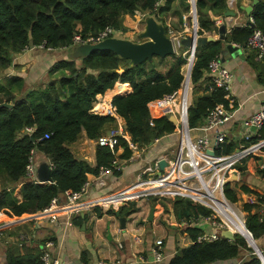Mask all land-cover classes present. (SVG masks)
I'll return each instance as SVG.
<instances>
[{
    "label": "trees",
    "instance_id": "1",
    "mask_svg": "<svg viewBox=\"0 0 264 264\" xmlns=\"http://www.w3.org/2000/svg\"><path fill=\"white\" fill-rule=\"evenodd\" d=\"M158 1L160 0H0V75L12 65L15 55L22 53L27 46L43 44L45 49L68 48L73 45L72 39L76 34L83 38L96 36L106 26L126 29L125 16H136V10L149 12L163 23L165 30L166 18L174 15L181 27L182 16L189 11L188 1L162 0L155 8ZM226 9V0H196L198 34L217 32L216 18L221 17ZM250 17L254 28L250 22L234 25L223 40L206 41L196 47L191 83L193 90L203 93L193 98L188 107L190 128L201 126L208 111L216 104H227L224 89L214 86L207 78L208 64L215 56L220 55L225 43L246 48L253 29L264 33V0H259L253 6ZM185 50L182 47L179 55L153 57L152 60L136 66H129L128 60L110 50L93 51L78 64L60 60L50 69V73L60 72L56 81L51 79L43 87L27 90L23 96L15 93L14 82L21 81L20 78L14 77L7 84L0 83V103L14 104L12 108L0 107V179L3 183L0 190V220H20L47 208L53 198H61L67 190L78 191L88 174H97L100 167L111 163L114 154L108 147L96 146L95 163L91 165L86 160L75 157L69 145L76 142L82 132L88 139L97 140L107 126L115 125L114 117L98 115L91 110L96 96L105 95L117 82L129 86L130 92L127 95L114 96L111 105L123 118L124 129L134 144L144 147L153 139L172 133L175 126L168 118L150 119L147 103L180 87L183 67L186 64L183 54ZM147 62L151 65L150 69L144 66ZM162 65L166 66L165 70L160 69ZM18 87L22 91L23 87ZM126 89L118 87L117 91L122 93ZM110 94L111 92L105 96ZM94 110L97 111V108ZM27 128H33V131L29 134ZM45 133L48 138L39 141ZM263 138L264 124L258 130L257 136L249 141ZM120 146L123 152L119 157H129L132 151L122 138H119L115 148ZM32 148L37 149L38 153L51 162V180L45 184L24 183L23 199L20 201L14 196L13 187L25 176L27 159ZM234 149V145L223 142L215 152L228 154ZM256 159L259 160L260 157ZM261 160L264 163V155ZM256 170L260 178L264 179V166H258ZM116 175L120 173L117 172ZM239 189L245 193L251 192L244 185ZM224 192L231 202H237L236 184L227 182ZM171 205L174 214L180 218L206 216L210 212L188 199H174ZM257 207V203L249 202L242 206L245 226L255 240L264 236V213L257 211ZM93 210L96 217L102 216L100 207ZM137 210L136 202H132L128 206L119 207L117 211L109 209L104 213H119L121 216ZM72 220L73 224L81 226L87 220V215L78 214ZM183 232L188 234L192 243L177 249L166 264H214L229 260L237 264H261L253 249L239 234H235L233 240L221 237L215 241L197 242L195 239L200 234L198 228L189 227ZM44 242V239L40 241L41 244ZM262 253L264 256L263 250ZM40 256V251L23 256L8 252L7 262L43 264ZM81 260L87 263L84 252Z\"/></svg>",
    "mask_w": 264,
    "mask_h": 264
},
{
    "label": "built area",
    "instance_id": "2",
    "mask_svg": "<svg viewBox=\"0 0 264 264\" xmlns=\"http://www.w3.org/2000/svg\"><path fill=\"white\" fill-rule=\"evenodd\" d=\"M189 3V11L182 16L184 20L182 32L175 33L170 25H166V34L172 39L174 47H181V39L188 36L194 31L193 40L198 36L199 26L197 21L196 0H187ZM162 0L155 3V8L161 4ZM231 3V1H229ZM135 13L140 17H145L149 12H141L136 10ZM192 18V28L188 29L186 18ZM250 22L252 19L250 18ZM218 22H216V25ZM118 29H113L111 26H106L96 36L81 37L79 34L73 36V45L75 44H94L116 34ZM236 45V44H234ZM238 46V45H236ZM44 48V45H31L27 48ZM246 48L254 52V58L257 61L264 62V33L258 29H253L252 35L248 38ZM46 50H52L47 48ZM196 47L187 49L189 57L186 59V65L183 67V80L180 87L170 94L163 95L160 98L153 99L147 103V109L150 119H157L170 116L176 119L174 130L170 134L155 138L153 141L144 146L139 147L134 144L124 129V120L115 110V107L108 102V111L101 114L94 110L97 105L103 102V98H97L93 104L91 112L98 115H110L115 118L116 123L110 127L108 131H104L102 135L93 140L96 146L108 147L114 154L111 163L106 167H100L97 174H88L86 181L78 191L67 190L61 198H53L49 206L45 209L30 214L20 220L4 218L0 220V239L7 228L19 223L20 221L45 218L50 221L57 220L60 216L64 218L66 227L73 225V217L100 207L103 212L112 209L117 211L121 206H128L132 202H140L150 198H163L165 200L188 199L193 204L204 207L210 212L206 216H190L181 218L178 222V227L181 230L186 228H198L200 234L195 241H215L221 238V231L230 230L234 235L239 234L247 238L238 231L237 227L242 226L250 236L251 232L245 226V213L242 208L237 206V202H231L225 195L224 187L230 173L234 170L239 172L240 166L244 160H252L258 156L264 147V138L250 142L249 139L257 136L258 130L264 124V106L256 112L252 113L242 121L243 127L247 130L244 134V142L235 150L228 154H217L216 148L225 142V132L223 126L226 125L232 118L233 99L229 96V87L232 82V73L222 63L219 56H215L208 64L207 78L209 82L218 88L225 91L224 98L227 104L219 103L211 108L205 116L204 123L201 126L190 128L188 126V107L190 106V95L193 88L191 83V68L190 63L195 59ZM187 80V81H186ZM33 128H27V133H31ZM211 133V137L208 135ZM176 136L178 147L174 156L170 154H160L155 159L150 160L145 153L151 146L159 143L164 138ZM48 138L45 133L38 140ZM119 138L126 141L128 148L132 151L127 158H120L123 148L118 144ZM213 151V153H210ZM48 160V159H47ZM164 161L165 165L161 167L160 162ZM140 162L141 165L137 169L134 179L127 185L111 191H105L108 187L109 178L117 177V172L120 174L124 168L132 163ZM51 169V162L47 161ZM37 149L32 148L29 152L25 176L22 183L26 182L45 184L47 182L40 181L37 178ZM259 168H263L264 163H260ZM260 199V197H259ZM249 203H256L253 200H248ZM206 224L208 229L202 227ZM19 239L26 240L27 234H21ZM136 241L139 237L134 238ZM192 243V240L191 242ZM54 245L52 240H47L43 243L40 259L43 264H60V259L56 256L51 258L49 249ZM252 246V245H251ZM121 248L122 244L119 243ZM261 250V249H260ZM254 251V250H253ZM152 260L155 263H160L164 260L162 240H156L150 247ZM262 252V250H261ZM255 253V252H254ZM256 254V253H255ZM257 255V254H256ZM257 257L264 264V256ZM97 264H120L119 260L106 261L99 260ZM237 264V263H235Z\"/></svg>",
    "mask_w": 264,
    "mask_h": 264
},
{
    "label": "crops",
    "instance_id": "3",
    "mask_svg": "<svg viewBox=\"0 0 264 264\" xmlns=\"http://www.w3.org/2000/svg\"><path fill=\"white\" fill-rule=\"evenodd\" d=\"M251 3L252 0H226V10H232L235 14L234 16H225L223 13L221 17L216 18L215 24L218 22L216 25L218 29L221 25L226 26L223 38L230 32L232 26L245 25L250 22V13H246L241 7L249 6ZM168 20L176 22L177 27L173 29L175 33L182 32L184 20L181 22V27L176 16L170 15ZM204 35H212L215 40H223L218 31L204 33ZM229 44L235 46L233 43H225L219 55L223 65L233 75L228 92L229 96L233 99V116L223 126V130L226 135L225 142L234 145L236 149L244 142L243 136L247 132L242 125L243 119L264 106V62L255 60L254 52L242 46H236V50L232 52L228 51L226 46ZM182 47L186 48V50L188 49L185 46H181L180 48ZM60 60L71 61L67 48L52 50L38 47L27 48L22 53L15 55L12 65L1 73L0 83L6 84V81L9 82L14 77L20 78L21 81L14 82L15 93L18 96H23L27 90L39 86L43 87L51 79L56 81L60 76V72L54 71L50 73V69L55 62ZM74 62L78 64L80 60L76 59ZM20 85L23 87L22 91L18 90V86ZM115 87L117 88L113 89L108 97L100 94L96 96V99L103 98V100L107 97L103 105H97L96 107L97 111L101 114H103V111H107L109 107L108 102H111L114 96L127 95L130 92V88L126 84L123 85V83L117 82L113 88ZM118 87L122 89L126 87L127 89L119 93L117 91ZM202 93L200 91L198 94L201 95ZM105 104L108 105L103 108L102 106H105ZM100 106L102 107L101 109H99ZM110 127L113 126H107L105 132ZM208 135L211 137L212 134L208 133ZM69 148L75 157L86 160L89 164L94 165L95 142L88 139L84 132L81 133L80 138L76 142L69 145ZM263 155L264 151L261 150L257 156L260 157L259 160L256 157L254 161L246 160L247 170L242 171L239 169L238 180L232 181V184H236L237 186V203L241 204V208L248 200L256 202L258 199V202H256L258 207L255 209L260 213H264V179L260 178L256 169L261 162L263 163L261 160ZM37 159L39 163L48 161L38 152ZM140 165V162L132 163L126 166L119 176L109 178L108 187L105 191H111L127 185L134 179ZM21 183L22 180L13 187L14 196L20 201L23 199V184ZM242 185L248 187L251 192L245 193L240 190L239 187ZM0 187L2 188V186ZM141 208V210L138 209L137 212L128 216L124 229H120L118 218L115 215H107L102 211V216L96 217L94 210L83 213L87 215V220L83 222L84 226L73 224L70 227H66L63 216H60L54 222L45 218L20 221L7 228L0 239V264H8V252H14L23 256L27 253L41 251L43 244L40 241L43 239L54 242V245L49 249L50 256L51 258L57 256L60 259V264H97L99 260H119L120 264H166L167 260L174 255L176 250L189 245L191 239L187 233H179L181 244L176 246V243L172 240V234L170 235L171 241H165L158 235L152 238L150 229L146 228L148 222L151 225L156 223L154 226H158L157 217L164 222L167 219L171 222L170 210H173L171 202L165 209L160 206L156 208V206L148 204L143 205ZM151 208H154L153 219L148 221ZM144 213H146L145 218L143 217ZM135 214L139 216L141 225L136 224ZM174 216L175 223L171 222V229L178 227V222L181 219L179 215L176 216L174 214ZM202 227L208 229L206 224L202 225ZM23 233L27 234L26 240L19 239V236ZM136 236L139 237L138 241L134 239ZM156 240H162L163 243L164 260L160 263L153 262L150 252V247ZM259 240H261L262 245L260 249L264 251V236L259 238ZM119 243L122 244L121 248L118 247ZM82 252L85 253L87 263L81 260ZM232 263H234L233 260L214 264Z\"/></svg>",
    "mask_w": 264,
    "mask_h": 264
},
{
    "label": "water",
    "instance_id": "4",
    "mask_svg": "<svg viewBox=\"0 0 264 264\" xmlns=\"http://www.w3.org/2000/svg\"><path fill=\"white\" fill-rule=\"evenodd\" d=\"M258 1L259 0H252V3L249 6H242L241 8L249 14L252 11L253 6ZM234 14L235 12L232 10H226L224 12L225 16H234ZM250 23L251 27L254 28V24L252 22ZM225 31L226 26L221 25L218 29V32L221 34V38H223ZM194 35L195 33L193 31L185 38H182L181 45L187 47L188 50H192L193 48L201 45L206 41L215 40L212 35H201L198 36L194 41ZM137 39H142L143 41H134L132 39L109 37L94 44H75L68 47L67 49L71 61H75L76 59L81 60L82 58L88 56L91 52L96 50H110L121 58L128 60L129 66H136L146 60L150 61L153 59V57L164 58L176 54L172 39L167 36L163 23L156 20L155 17L151 14H147L145 16L143 30L138 34ZM236 48V45L232 46L231 44H229L226 46V49L230 52L236 50ZM192 64L193 63H190L189 69L192 67ZM13 106L14 104L8 102L0 103V107L12 108ZM169 120L172 123H176V119L172 116L169 117ZM210 153H213V151H211ZM160 165L161 167H163L165 165V162H160ZM240 170L246 171L247 165L245 163L241 165ZM37 178L43 182H50V168L47 162H41L38 164ZM237 180L238 171L234 170L230 173V176L227 178L226 182H232ZM153 212L154 208H151L148 221H151L153 219ZM83 215L84 214L81 213V216ZM129 215L130 214L127 212L121 216L119 215V213L115 214V216L118 218L120 229L125 228V223ZM170 219L171 222L174 224L175 216L173 210H170ZM173 224L172 226L174 227ZM82 226H84V223L82 224ZM221 236L226 238L227 240L234 239V234L230 230L221 231ZM249 247H251L258 256H262V252L257 245H249ZM235 263L236 262L234 261V263L232 264Z\"/></svg>",
    "mask_w": 264,
    "mask_h": 264
},
{
    "label": "rangeland",
    "instance_id": "5",
    "mask_svg": "<svg viewBox=\"0 0 264 264\" xmlns=\"http://www.w3.org/2000/svg\"><path fill=\"white\" fill-rule=\"evenodd\" d=\"M187 13L188 12H186L185 14L187 15ZM135 15L136 16H125L124 25H125L126 29H124V28L118 29L117 33L112 35V37L132 39L134 41H143L142 39H137V36L143 30L145 17L142 18V17L138 16L136 13H135ZM166 21L165 22L168 23L172 29H174V27L175 28L177 27L176 26V22H174V21L171 22L170 20H168V18H166ZM185 22H186V25H187L188 29L191 30V28H192V18L191 17H187ZM173 23H175V24H173ZM180 49H181L180 47L175 48V50H176V54L175 55H179L180 54L179 53ZM183 54L185 55L186 59L189 57V52H187V50H185L183 52ZM186 62H187V60H186ZM185 65H184V67H185ZM144 66H145L146 69H150L151 68L150 63H148V62L145 63ZM160 67H161L160 69H162V70L166 69L165 65H162ZM5 83L7 84L8 82L6 81ZM112 91L113 90L108 91L107 93L112 92ZM198 93L199 92H198L197 89L196 90L192 89L191 95H190V102H192L193 98H196V97L199 96ZM177 147H178V144H177V141H176V136H169V137L164 138L159 143L151 146L150 149L145 153V155L150 160L155 159L160 154H170L171 156H174V152H176ZM0 186L3 187L2 180L0 181ZM170 202H171L170 200H165L163 198L155 197V198H150L148 200H142L140 202H137L136 206L137 207L140 206L138 209L141 210L142 209L141 207L143 205H145V204L152 205L153 204L154 206H156V208L158 206H160V207H163L165 209L166 206H168V204H170ZM237 206H239V208H241V204L240 203H238ZM143 217L144 218L146 217V213L143 214ZM134 218L136 220V224L141 225L139 216H137L135 214ZM156 221L159 224L158 226H154L156 223L151 225V223L148 222L146 224V228L150 229V235L152 236V238L156 237L158 235V236L162 237L165 241L166 240L171 241V236L170 235L172 234L173 235V239H172L173 242L176 243V246H179L181 244L179 233L182 234L183 230H181L179 227H176L175 229H171V226H170L171 222H169L168 219H167V221L164 222L161 219H158V217H157ZM145 236H146V234H145ZM245 241H246V239H245ZM255 241L257 242V246L260 249V247H262L261 240L258 239V240H255ZM111 243H113V242H111Z\"/></svg>",
    "mask_w": 264,
    "mask_h": 264
},
{
    "label": "bare ground",
    "instance_id": "6",
    "mask_svg": "<svg viewBox=\"0 0 264 264\" xmlns=\"http://www.w3.org/2000/svg\"><path fill=\"white\" fill-rule=\"evenodd\" d=\"M187 81V80H186ZM112 93V92H111ZM105 103V100H103L102 103H100L99 105H103ZM108 111V110H107ZM238 231L241 232L248 240L249 244H251L252 246H256L257 245V242L256 241H252V239L250 238V236L247 234V232L245 231V228L244 227H240L238 226L237 227Z\"/></svg>",
    "mask_w": 264,
    "mask_h": 264
}]
</instances>
